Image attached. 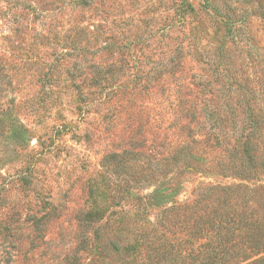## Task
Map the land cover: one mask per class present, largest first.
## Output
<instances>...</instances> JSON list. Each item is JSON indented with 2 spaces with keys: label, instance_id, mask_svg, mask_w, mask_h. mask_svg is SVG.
<instances>
[{
  "label": "rangeland",
  "instance_id": "rangeland-1",
  "mask_svg": "<svg viewBox=\"0 0 264 264\" xmlns=\"http://www.w3.org/2000/svg\"><path fill=\"white\" fill-rule=\"evenodd\" d=\"M209 3L242 19L238 43ZM261 14L264 0H0V264H125L163 210L191 236L208 187L239 182L210 93L225 82L264 109Z\"/></svg>",
  "mask_w": 264,
  "mask_h": 264
},
{
  "label": "trees",
  "instance_id": "trees-1",
  "mask_svg": "<svg viewBox=\"0 0 264 264\" xmlns=\"http://www.w3.org/2000/svg\"><path fill=\"white\" fill-rule=\"evenodd\" d=\"M209 7L232 41L238 43L244 33L238 25L242 19L237 15L219 13L211 4ZM260 17L264 18V14ZM220 79L217 75L214 84H219ZM224 86L225 82L210 93L217 106L207 108L205 116L216 123L214 128L219 132L217 141L223 134L228 139L230 148L226 151L232 163L230 176L239 182L208 187L210 193L200 200L213 202L211 214L198 209L201 211L192 219V227L186 230V235L192 237H177L169 223L160 221L165 220L163 210L156 222L158 226L143 230L135 257L125 264H264V156L258 158L256 155L259 145L264 147V109L246 105L247 101L241 94V99H238L234 95L237 92L235 89ZM196 114L191 109L190 119L194 120ZM260 152L264 154V150ZM124 155V152L109 155L117 158L114 164L123 173L130 168ZM173 164L170 162L166 166L169 168ZM166 196L157 189L149 195L162 200ZM194 203H197L196 200ZM137 212L145 215L147 208ZM112 248L116 249L115 246ZM134 259L137 263L132 262Z\"/></svg>",
  "mask_w": 264,
  "mask_h": 264
}]
</instances>
